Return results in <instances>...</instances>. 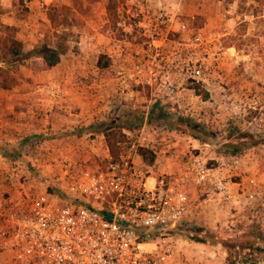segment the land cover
Returning <instances> with one entry per match:
<instances>
[{
    "label": "rangeland",
    "instance_id": "374dc122",
    "mask_svg": "<svg viewBox=\"0 0 264 264\" xmlns=\"http://www.w3.org/2000/svg\"><path fill=\"white\" fill-rule=\"evenodd\" d=\"M26 1L3 0V10L16 19L10 33L20 36L24 47L32 46L10 69L15 83L8 90H35L46 97V107L44 116L31 108V125H23L29 115L21 111L20 122L0 130V163L6 164L0 202L47 189V175L59 157L79 165L110 159L99 131L103 126L126 137L118 143L117 160L128 159L152 177L184 176L195 156L224 169L237 151L243 164L225 179L243 184L254 179V201L242 203L241 187H231L232 202L190 185L188 213L158 241L185 264H264V0H159L169 9L179 4L183 17L193 16L211 55L201 89L207 97L182 93L174 111L153 101L145 88L120 87L113 79L114 69L128 65L132 53V36L116 23L127 11L141 10L140 0ZM4 26L0 23V36L7 34ZM57 46L63 50L59 63L45 69L38 54ZM100 55L108 60L104 69L96 67ZM137 147L153 152L151 165L141 161ZM204 234L213 243L195 240ZM0 264L9 263L0 257Z\"/></svg>",
    "mask_w": 264,
    "mask_h": 264
},
{
    "label": "built area",
    "instance_id": "2783aa9c",
    "mask_svg": "<svg viewBox=\"0 0 264 264\" xmlns=\"http://www.w3.org/2000/svg\"><path fill=\"white\" fill-rule=\"evenodd\" d=\"M140 3L141 10L127 11L116 23L132 36V53L128 65L114 69L113 79L120 87L145 88L153 101L174 111L182 93L205 89L209 41L179 4L169 9L159 0ZM46 92L56 93L52 87ZM227 160L223 169L195 156L184 176L152 177L128 159L79 165L59 157L47 189L0 202V254L9 264H185L158 240L188 213L190 185L232 202L231 187H241L244 205L255 199L254 179L243 184L224 176L241 167L242 157ZM12 177L7 173L5 179Z\"/></svg>",
    "mask_w": 264,
    "mask_h": 264
},
{
    "label": "trees",
    "instance_id": "16d2710c",
    "mask_svg": "<svg viewBox=\"0 0 264 264\" xmlns=\"http://www.w3.org/2000/svg\"><path fill=\"white\" fill-rule=\"evenodd\" d=\"M7 34L0 36V89L8 90L15 83V77L11 76L10 69L13 68L23 53L22 44L17 40L10 31H13L11 26H4ZM61 37L60 35L58 36ZM63 54V50H59L58 46L55 48H44L38 54L41 63L45 69L54 67L59 63V57ZM108 65V60L105 56L100 55L96 61V67L98 69H104ZM15 67V66H14ZM195 95H199L203 99L207 97V92L201 90L200 88H195ZM199 129V126H196ZM85 130L91 131L92 128H85ZM99 131L103 135V140L108 149L110 161H115L118 159V143L126 139L125 135L120 129L115 127H105L103 126ZM237 151L231 156L236 155ZM136 154L140 157L143 163L151 165L154 161V154L151 150L144 147H137ZM153 233V232H151ZM156 233V232H154ZM196 241L204 243H213L211 235L204 234L200 237L195 238Z\"/></svg>",
    "mask_w": 264,
    "mask_h": 264
},
{
    "label": "crops",
    "instance_id": "0c3cea01",
    "mask_svg": "<svg viewBox=\"0 0 264 264\" xmlns=\"http://www.w3.org/2000/svg\"><path fill=\"white\" fill-rule=\"evenodd\" d=\"M25 4L28 2L24 0ZM0 23L3 25H15L14 22L16 19H13L14 14H10V11L7 12L5 7L7 6L6 2H3V0H0ZM17 40H19L22 44V50L23 52L28 51L32 46L28 45L26 47L23 46V39L19 36L16 37ZM38 92H27L25 94L21 93L19 87H15V89L11 90H0V130H5L6 125H11L12 123L20 122V113L24 112L25 115L28 114L29 116L26 117L25 121H23V125H31L29 124L30 120V113L31 108H39V110H43V113H39V115L45 114V99L46 97L44 95H38ZM23 114V113H21ZM11 115V117H10ZM76 116V115H75ZM34 120L41 121L42 117H35ZM3 163H0V174L2 172V169H5L6 164L5 160H2ZM1 183V181H0ZM1 187V186H0ZM0 257L3 258V256L0 254Z\"/></svg>",
    "mask_w": 264,
    "mask_h": 264
}]
</instances>
